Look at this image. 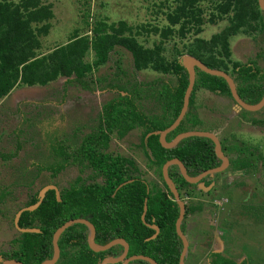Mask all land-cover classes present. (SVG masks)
Masks as SVG:
<instances>
[{
	"label": "trees",
	"instance_id": "trees-1",
	"mask_svg": "<svg viewBox=\"0 0 264 264\" xmlns=\"http://www.w3.org/2000/svg\"><path fill=\"white\" fill-rule=\"evenodd\" d=\"M153 8L152 13L162 15L163 22L146 21L134 25L120 20L108 24L98 19L90 30L75 29L65 43L41 53L40 37L48 34L53 18L51 4L43 0H0V101L16 86H44L59 77L65 78L66 86L79 90L93 91L99 85L118 91L117 96L102 104L97 115L100 119L91 126L85 125L87 132L84 133L81 124L66 136L61 134L64 130L53 129L50 123L43 125L35 123V119H25L29 121L30 131L36 124V134L31 135V140L36 148L44 147L46 160L45 164H35L31 181L24 184L28 196L21 205L11 197L8 188L0 191V216L10 219V226L16 231L9 241L10 249L0 250V263L13 259L22 264H40L50 259L56 229L69 220L82 218L94 226V241L98 245L121 238L129 245L128 255L147 256L157 264H179L182 242L175 230L179 207L163 180L161 168L166 161L177 158L184 164L187 174L195 177L218 167L221 160L209 138L188 137L166 149L154 132L169 127L182 108L188 85V73L180 60L183 55L197 58L210 69L226 72L245 103L254 105L261 100L264 66L258 62L263 54L258 52L255 59L245 63L232 60L230 39L239 34L255 40L263 36L264 11L257 0H160ZM88 17L89 11L84 12L83 22L87 28ZM223 20L227 22L217 33L207 39L199 36L206 23L213 25ZM150 32L158 36L151 46L138 41L137 36ZM175 38L181 40V46L175 42L170 49L171 58H167L166 45ZM119 49L131 55L135 71L150 69L170 78L148 83L129 82L123 80L126 71L119 62L113 77L115 83H107V75L94 77V72L109 60L110 53H118ZM89 52L93 54L90 62L86 60ZM198 89L232 99L222 77L196 68L188 110L179 125L166 135V141L180 133L199 130V118L193 106ZM146 101L153 105L144 106ZM240 121L247 120L243 117ZM252 124L264 127V117L252 120ZM136 128L142 130L139 145L148 167L154 172L152 179L132 157L110 150L113 139L121 141ZM75 137L78 141L72 143ZM226 137L220 140L224 155L230 159L225 171L241 173L242 177L256 175L264 167V156L244 142ZM21 147L19 144L18 149ZM15 154L0 153V157L10 160ZM71 165L79 168V174L67 186L58 189L59 200L54 190H48L36 209L24 211L19 217L20 228H35L39 232L17 231L13 223L15 213L38 201L40 189L34 190L35 179L42 172L55 178ZM168 175L186 205L181 224L184 233L186 217L203 209L199 199L205 194L197 190L196 184L184 180L177 165L168 168ZM217 175L213 179L204 177L201 182L207 187ZM6 202L11 206L1 207ZM259 210L263 212L252 216L255 221L264 223V210ZM151 226L159 229L154 238H151L155 234ZM87 239L88 229L83 224L65 229L57 242L60 255L55 264H100L105 258L121 252L120 246L94 252ZM209 256L210 264H258V257L254 255L250 256H254L251 260L242 261L214 252ZM137 263L149 264L143 260Z\"/></svg>",
	"mask_w": 264,
	"mask_h": 264
},
{
	"label": "rangeland",
	"instance_id": "rangeland-1",
	"mask_svg": "<svg viewBox=\"0 0 264 264\" xmlns=\"http://www.w3.org/2000/svg\"><path fill=\"white\" fill-rule=\"evenodd\" d=\"M43 1L51 4L53 18L50 21L51 27L48 34L40 37L41 53H45L55 45L65 43L75 29H79L80 32L90 30L98 19L104 20L108 24L126 20L129 24L136 25L145 23L146 21L157 23L163 18L162 15L157 14L155 16L152 13L153 9H155L153 8V4L158 3L160 0ZM86 11H89V17L87 19L88 28L85 27L83 22V13ZM154 17L155 20H153ZM226 22V20H223L213 25L206 23L199 36L206 39L209 38L221 30ZM87 34L91 35V32H87ZM144 36H137V39L146 46H151L153 41L158 39L157 34H153L152 32L146 33ZM188 39H191V36ZM175 42L179 47L181 46V40L175 38L172 41H168L166 45L167 49L170 50ZM230 47L232 60L245 63L248 60L255 59L257 53L260 52L263 56L258 64L264 66V35L257 36L256 40L252 37L242 36L240 34L236 35L230 39ZM168 50L166 53L167 58H171V50ZM118 51V53H110L109 60L94 72V77L107 75L108 80L106 82L115 83L113 77L117 72V62L126 71L124 75L125 79L123 80L127 79L129 82L135 80L137 83H144V80H154L156 74L159 76V73L150 69L135 71L132 66L131 55L127 52H120V49ZM92 55V52H89L86 60L90 62L93 59ZM161 78L166 81L170 76H161ZM65 84V78L59 77L44 86H16L13 92L11 91L10 94H7L0 101V153L10 154L16 152L10 160H3L0 157V191L2 188H8L12 193L11 197L17 199L18 205H21L27 199L28 189L24 184L31 181V175L37 163L45 164L46 160L44 147L36 148L31 140V135L34 136L36 134V124L32 126L34 128L33 131H30L31 127L28 129L29 131H26L21 120L35 119V123L41 122L43 125L50 123L52 128L64 130V132L61 131V134L64 133L66 136H70L72 129L74 130L75 127L80 128L79 126L81 124L84 126V131L82 132L84 133L87 132L85 125L91 126L95 121L100 119L97 115L102 104L111 96V90L112 92L115 91V89L105 86L100 87L99 85L93 91L79 90L70 86L65 88ZM63 86L65 89H63ZM202 91L204 90L202 89ZM121 93L123 94V92ZM206 93L210 92L207 91ZM196 94L198 95L197 92ZM229 100V106L224 105L223 107L222 105L217 106L218 103L212 98L205 101L208 104L206 107H201L198 114L195 110L199 122L202 124L201 127L213 131L217 136L222 135L220 138L227 136L226 138H230L234 142V138H236L238 141H242L249 147L256 149L257 152H260L264 156V127L240 123L238 120L243 119V117L247 121L262 119L264 117V107L254 112H242L243 109L237 110L235 102L232 99ZM23 102L26 104H22ZM26 105L27 107H25ZM53 129L52 131H54ZM141 131L136 128L131 130L121 141L113 139L110 150L132 157L140 168L149 175V178L152 179L154 172L148 167L143 150L139 145ZM78 138H80L79 135ZM76 140L78 141L75 137L71 141L75 143L77 142ZM19 144L22 146L20 149H18ZM78 171L79 168L77 166L71 165L55 178L49 177V173L47 172H42L34 181V190L41 189V187L43 188L47 185H54L57 189L67 186L68 183L78 176ZM243 178V181L240 182L242 184L239 186L235 185L234 187H228V189L223 190L219 189L220 192L228 194L226 200L216 198L220 203L219 207L217 205L214 206L212 203L207 204V206L212 217H216V210L218 211L219 209L221 212L225 211L229 213L230 217H235V235H242L244 238L249 237L250 240V242L238 240V244H243L242 247L249 249L246 250V253L248 252L247 256L249 254L254 255L258 257L256 258L258 264H264V239L258 242L262 238L259 235H264V223L262 221H255L252 216L253 213L263 212L259 209L264 210V167H261V170L256 175H248ZM20 183H23V186ZM211 195L213 194H210V200L213 197ZM207 197L209 196L205 194L200 199H207ZM5 205L6 207L11 206L10 202H6L1 207L5 208ZM228 223L230 225V222ZM210 232H212V229ZM15 234L16 231L10 226V219L0 216V250L8 248L9 241ZM256 237L257 239H255ZM217 238L216 236L214 243L216 240L219 242ZM246 243H250L252 246L249 247L247 245L246 248ZM230 248L223 252L224 256L230 255L232 258L237 257L238 254L234 253L233 247ZM214 249L218 251L222 247L216 244ZM245 255L242 251L240 258ZM240 258L238 257V259Z\"/></svg>",
	"mask_w": 264,
	"mask_h": 264
},
{
	"label": "water",
	"instance_id": "water-1",
	"mask_svg": "<svg viewBox=\"0 0 264 264\" xmlns=\"http://www.w3.org/2000/svg\"><path fill=\"white\" fill-rule=\"evenodd\" d=\"M258 5H259L260 9L262 11H264V0H258ZM180 60H181L182 65L185 67V69L187 70V73H188V85H187V88H186L185 93H184L182 108H181L178 116L176 117V119L172 122V124L169 127L165 128L162 131L154 132V134L158 135L159 142H160L161 146L166 148V149H170V148L175 147L181 140L188 138V137L197 136V137L209 138L214 143V152H215L216 156L221 160V164L218 167L210 169V170H206V171L202 172L201 174H199L198 176H195V177H191L187 174V171H186L184 164L180 160H178L177 158H173L171 160L166 161L161 168L163 180H164L166 186L168 187V189L170 190V192L172 193V195H173V197H174V199H175V201L179 207V215H178V218L176 219V222H175V230H176L178 237L181 239V242H182V250H181V253L179 256V264H184V258L186 257L187 250H188L187 239L181 230V224H182V221H183V218L185 215V204L181 200L180 195L177 191V188H176L174 182L172 181V179L168 175V168L171 165H177L179 172L185 181H187L189 184H196L200 189L206 190L207 187L204 186V184L201 182V180L204 177H206L207 175L215 174V173L223 171L229 164L228 158L224 155V153L222 151L221 144H220L218 137L212 132L198 131V130L187 131V132H183V133L176 135L171 141H166V135L169 132L173 131L179 125V123L181 122V120L183 119V117L185 116V114L188 110L189 99H190V96H191V93H192V90L194 87V83H195V69L198 68L199 70H201L207 74L222 77L226 81V83L229 87L232 100L235 102L237 110L243 109V110L251 111V112L260 110L262 107H264V95L258 103L254 104V105L247 104L242 99H240L239 95L237 94L236 87H235V84H234L232 78L226 72L221 71V70H217V69H210L204 63H202L200 60H198L197 58H195L193 56L183 55ZM48 190H54L56 198L59 200V197H60L59 196V190L57 189L56 186L47 185V186H44L43 188H41L38 192V201L31 206L21 208L15 214L14 219H13V223H14V227L17 229V231H19L21 233H37V232H39V230L35 229V228H20L18 226V220H19V217H20L22 212L32 211V210L36 209L40 205L41 201L43 200V198H44V196ZM144 209H146V207ZM142 219H144V214L142 215ZM77 223L83 224L87 227V229H88L87 243H88L89 248L92 251H94V252L106 251V250L110 249L111 247L120 244L123 246L124 252L118 258L113 259L114 262H122V264H124V263H126V261H129V260H143V261H147L150 264H157L156 261H154L150 257L143 256V255H135V256H131V257L126 259L125 257H126V254L128 252L129 245L125 240H123L121 238L114 239V240L106 243L105 245L96 244L94 241V238H95L94 226L88 220L82 219V218L69 220V221L65 222L63 225H61L59 228L56 229V231L53 233V236H52L53 255L50 259L44 260L40 264H55L56 263V261L59 258V255H60V250H59L58 243H57L59 236L61 235V233L65 229H67L68 227H70L74 224H77ZM151 228H153L155 230V234L151 237V238H154L157 235V233L159 232V229L156 226H151ZM109 260L110 259L106 258L100 264H107V262H109ZM0 264H22V263H20L17 260L9 259V260L2 261Z\"/></svg>",
	"mask_w": 264,
	"mask_h": 264
},
{
	"label": "crops",
	"instance_id": "crops-1",
	"mask_svg": "<svg viewBox=\"0 0 264 264\" xmlns=\"http://www.w3.org/2000/svg\"><path fill=\"white\" fill-rule=\"evenodd\" d=\"M141 71H143V70H141ZM161 76H162V74L159 73V76L156 74L155 78L158 77L157 79H159V78H161ZM152 80L153 79L144 80V83H148ZM139 83H141V82H139ZM68 86L69 85H67V86L65 85V88H67ZM70 87H72V86H70ZM65 88L63 86V89H65ZM11 91L13 92L14 90L12 89ZM196 92L198 93V95L196 94L193 106L195 107L197 114H198V111L201 107H206V105L208 104L205 101L210 100L212 98L214 99V101H216L218 103L217 106H219V105H222L223 107H224V105L229 106L230 100L225 96L217 95V94H214L211 92L206 93L207 90L202 91V89H198ZM111 93H112L111 96L105 100L104 104L107 103L109 100L113 99L114 96L118 95V92L116 91V89L113 92L111 90ZM122 95H124V93ZM24 103L25 102H23L22 104H24ZM151 104H152L151 102L146 101V103H144V106L150 107ZM25 107H27V105ZM238 120L240 123H245V124H250L252 126H255L252 124V121L241 122L240 119H238ZM21 122L24 124V127L26 129H28L27 127H28L29 121L22 119ZM201 125L202 124L199 122V130L198 131H209V132L214 133L213 131H211L209 129L202 128ZM214 134L217 136L216 133H214ZM221 136L222 135L217 136L219 141L222 139V138H220ZM228 160H229L228 166L223 171L215 173V174H218L216 176L217 178L215 180H213L209 186H207L206 190L200 189L197 186V190L202 191L204 194L208 195L209 197H207V199L206 198L199 199L203 203V209L200 212H195L194 214L187 216L185 221H184V235H185L187 242H188V250H187L186 257L184 258V264H205V257L207 255H209V253H213V252L218 253L219 251H220L219 253H221V252L226 251V249H229L230 247H233L234 253L238 254V256L235 258H232L229 255L228 257L230 259L242 261V260L249 258V260H251L250 259L251 254H249V256H247L248 252L246 253V250H249V249H245V247H242L243 244L242 245L238 244V240H244V241H248V242H250V240H249V237L244 238L242 235H239V236L235 235V232H236V230H235L236 226L234 224L235 218L230 217L229 213H227L225 211L221 212L220 209L218 211L215 209L216 210V217L215 216L212 217L210 214V211L208 209V206H207V204L212 203L214 200H216V198L217 199L223 198L224 200H226V198H228V194L225 192H220L219 189H221V190L228 189V187H234L235 185L239 186L242 184V183L240 184V182L243 181L244 178L242 177L241 173H235V172H231L229 170L225 171L229 168V165H230V159L228 158ZM215 174H210L207 176L210 177V179H213ZM203 184H205V183H203ZM242 187H244V186H242ZM209 191H211V192L209 193ZM211 193L213 194V195H211L213 197L210 200V194ZM216 201L218 202V200H216ZM213 204H214V202H213ZM214 206H215V204H214ZM221 206H222V204H221ZM228 222H230V225ZM213 226H215V227H213ZM211 229H212V232H210ZM216 236L218 237L217 239L219 240L220 244L217 240L214 243ZM259 236L262 238H260V240H258V242H260L261 239H264V235L260 234ZM255 239H257V237ZM216 244L221 245L222 249L216 251L214 249ZM247 245L249 247L252 246L250 243H246V245H245L246 248H247ZM117 246L121 247L120 248L121 252L118 254L117 257L115 256L116 258H118L124 252V248L120 244L115 245L113 247H117ZM242 251L246 255L244 257L240 258V253ZM234 253H233V255H234ZM238 257L240 259H238ZM107 258L110 259L109 262H107L108 264H115L116 263L113 261V259H116V258L110 257V256ZM130 261H134V260L126 261V263H124V264H136V262L128 263Z\"/></svg>",
	"mask_w": 264,
	"mask_h": 264
},
{
	"label": "flooded vegetation",
	"instance_id": "flooded-vegetation-1",
	"mask_svg": "<svg viewBox=\"0 0 264 264\" xmlns=\"http://www.w3.org/2000/svg\"><path fill=\"white\" fill-rule=\"evenodd\" d=\"M257 1H258V0H257ZM261 46H262V45H261ZM262 108H263V107H262ZM262 108H261V109H262ZM196 186H197V185H196ZM167 188H168V187H167ZM169 191H170V190H169ZM181 200H182V199H181ZM182 201L184 202V200H182ZM215 201H216V200H214L213 202H215ZM213 202H212V204H213ZM184 204H185V202H184ZM185 207H186V205H185ZM15 214H16V213H15ZM14 216H15V215H14ZM10 247H11V246L9 245L7 249H10ZM128 251H129V248H128ZM218 253H219V252H218ZM219 254H221V255L224 256V253H223V252H221V253H219ZM209 255H210V253H209ZM209 255H207V256L205 257V264H210L211 259H210V256H209ZM117 256H118V255H117ZM117 256H116V257H117ZM131 256H135V255H128V252H127L125 258L127 259V258H129V257H131ZM116 257H114V258H116ZM105 259H106V258H105ZM102 261H103V260H102ZM102 261H101V262H102ZM137 261H138V260H134V261H130V262H128V263L136 262V264H138ZM121 263H122V262H116L115 264H121ZM107 264H108V263H107Z\"/></svg>",
	"mask_w": 264,
	"mask_h": 264
},
{
	"label": "built area",
	"instance_id": "built-area-1",
	"mask_svg": "<svg viewBox=\"0 0 264 264\" xmlns=\"http://www.w3.org/2000/svg\"><path fill=\"white\" fill-rule=\"evenodd\" d=\"M214 204L217 205L218 207L220 206V203H218L217 201H215Z\"/></svg>",
	"mask_w": 264,
	"mask_h": 264
}]
</instances>
